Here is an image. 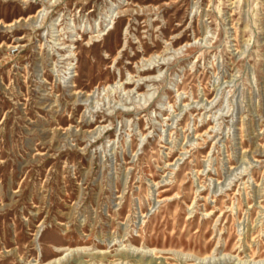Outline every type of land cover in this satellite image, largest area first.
Segmentation results:
<instances>
[{"label":"rangeland","instance_id":"obj_1","mask_svg":"<svg viewBox=\"0 0 264 264\" xmlns=\"http://www.w3.org/2000/svg\"><path fill=\"white\" fill-rule=\"evenodd\" d=\"M0 264H264V0H0Z\"/></svg>","mask_w":264,"mask_h":264},{"label":"bare ground","instance_id":"obj_2","mask_svg":"<svg viewBox=\"0 0 264 264\" xmlns=\"http://www.w3.org/2000/svg\"><path fill=\"white\" fill-rule=\"evenodd\" d=\"M58 249V248H57ZM58 250H60V249H58ZM57 251V250H56ZM50 263V262H49ZM54 263H56V262H54Z\"/></svg>","mask_w":264,"mask_h":264}]
</instances>
